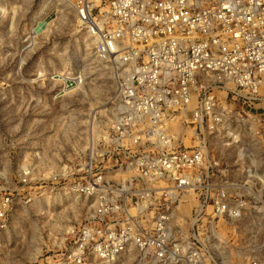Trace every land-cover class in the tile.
Segmentation results:
<instances>
[{
	"label": "built area",
	"instance_id": "obj_1",
	"mask_svg": "<svg viewBox=\"0 0 264 264\" xmlns=\"http://www.w3.org/2000/svg\"><path fill=\"white\" fill-rule=\"evenodd\" d=\"M63 1L115 83L71 174L87 210L68 261L264 264V0ZM30 173L0 184V230Z\"/></svg>",
	"mask_w": 264,
	"mask_h": 264
},
{
	"label": "rangeland",
	"instance_id": "obj_2",
	"mask_svg": "<svg viewBox=\"0 0 264 264\" xmlns=\"http://www.w3.org/2000/svg\"><path fill=\"white\" fill-rule=\"evenodd\" d=\"M105 65L63 0H0V184L17 194L28 169L32 195L28 204L19 198L0 230V264H72L68 256L87 208L71 191V174L87 155L94 121L107 122L114 113L115 83ZM78 74L83 87L67 89L65 78ZM197 107L191 89L188 110ZM63 169L69 178L55 181ZM247 224L240 227L248 242ZM259 252L264 258V248ZM109 264L139 263L133 254Z\"/></svg>",
	"mask_w": 264,
	"mask_h": 264
},
{
	"label": "bare ground",
	"instance_id": "obj_3",
	"mask_svg": "<svg viewBox=\"0 0 264 264\" xmlns=\"http://www.w3.org/2000/svg\"><path fill=\"white\" fill-rule=\"evenodd\" d=\"M106 64V63H105ZM108 64V63H107ZM65 92H66V90H65ZM113 109V108H112ZM114 110V109H113ZM28 169H24V171L23 172H26ZM193 203V202H192ZM184 208H188V209H190L191 210V206L189 207V206H185V207H183L182 208V210L184 209ZM187 210V209H186Z\"/></svg>",
	"mask_w": 264,
	"mask_h": 264
}]
</instances>
